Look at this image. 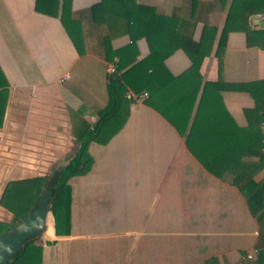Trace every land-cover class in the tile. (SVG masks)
<instances>
[{
    "label": "crops",
    "instance_id": "obj_1",
    "mask_svg": "<svg viewBox=\"0 0 264 264\" xmlns=\"http://www.w3.org/2000/svg\"><path fill=\"white\" fill-rule=\"evenodd\" d=\"M200 3H213V8H202L201 18L192 24ZM229 3L126 0L122 20L115 21V0H47L44 13L35 9V0H0V69L8 83L0 126V194L9 180L41 176L33 171L40 162L46 175L54 162L66 165L80 146L75 132L92 129L108 105L109 81L147 56L146 38L123 23L134 5L187 21L180 32L194 41L204 20L217 28L212 50L199 66L195 105L204 82L263 80L264 48L249 45L245 31L230 30L216 54ZM63 7L79 23L80 53L60 20ZM259 14L248 18L252 29H258ZM164 62L174 76L191 64L182 48ZM109 63L117 65L116 72H107ZM220 93L238 126L259 123L264 98L231 87ZM193 113L194 107L191 118ZM120 120L122 126L110 138L88 142V170L67 180L68 233L57 234L49 211L52 229L35 240L40 264H254L259 224L233 174L209 171L187 146L189 127L177 128L146 98L131 104L125 93L116 109ZM260 128L264 133V120ZM254 179L264 181V167ZM10 218L0 206V220Z\"/></svg>",
    "mask_w": 264,
    "mask_h": 264
},
{
    "label": "trees",
    "instance_id": "obj_2",
    "mask_svg": "<svg viewBox=\"0 0 264 264\" xmlns=\"http://www.w3.org/2000/svg\"><path fill=\"white\" fill-rule=\"evenodd\" d=\"M219 1L224 4L227 0ZM122 2L126 0H115L112 13L115 21L122 20ZM46 6L47 0H35L37 11L44 13ZM94 7L89 10L94 11ZM202 8H213V3H200L192 24L201 18ZM132 13H138L139 17L131 18ZM257 13H264V0H230L225 23L218 37L216 54H221L227 33L235 29L246 32L249 45L264 48V29H252L248 25L249 16ZM129 15L123 20L126 30L138 28L148 42L149 53L109 81L108 105L100 111L99 119L92 129L80 134L75 132L80 146L66 165L53 169L47 175L13 179L5 184L0 194V206L11 218L0 220V235L27 216L46 210L51 211L54 217L57 234L69 232L71 193L67 180L88 170L91 158L86 146L90 140L105 141L122 126V120L116 121V109L120 106V99L125 98L126 90L130 89L137 94L147 91L146 101L151 107L177 128L189 127L187 146L209 171L217 176L233 174V183L245 196L259 224L257 259L254 264H264V181L260 183L254 179L257 171L264 167V133L260 128L264 113L257 125L240 127L225 107L220 93L223 88L231 87L248 91L256 99L264 98V79L246 83L204 82L195 105L197 93L201 89L199 66L203 57L212 50L217 28L204 20L202 34L198 41H194L180 32L181 26L187 22L185 20L160 16L153 9L140 5H134L131 10L129 8ZM60 20L78 52H82V34L74 14L63 7ZM170 30H176V33ZM176 48H182L191 61L189 68L178 76L172 75L164 62ZM7 98L8 83L0 69V126ZM105 127L114 129L105 131ZM48 220L49 226L44 233H50L52 229L50 213ZM36 239L37 235L27 238L6 264H40L41 247L35 244Z\"/></svg>",
    "mask_w": 264,
    "mask_h": 264
},
{
    "label": "water",
    "instance_id": "obj_3",
    "mask_svg": "<svg viewBox=\"0 0 264 264\" xmlns=\"http://www.w3.org/2000/svg\"><path fill=\"white\" fill-rule=\"evenodd\" d=\"M255 27L264 29V20L255 24ZM48 213L49 210L31 214L0 235V264H6L27 238L42 233Z\"/></svg>",
    "mask_w": 264,
    "mask_h": 264
},
{
    "label": "built area",
    "instance_id": "obj_4",
    "mask_svg": "<svg viewBox=\"0 0 264 264\" xmlns=\"http://www.w3.org/2000/svg\"><path fill=\"white\" fill-rule=\"evenodd\" d=\"M261 20H264V13L258 15V19H257L256 24H258ZM106 70L108 73H114L117 71V65L115 63H109V64H107ZM64 78H68V77L64 76ZM126 97L130 101L131 104H136L137 102L142 101L143 99L147 98L148 93H147V91H143V92L137 94V93H134L132 90L128 89L126 91ZM262 124H263V122H262ZM262 150L264 151V141H263ZM41 168L44 171H43V173H40V175H46L45 174V168L43 166H41ZM247 258L252 259L253 254L249 253L247 255Z\"/></svg>",
    "mask_w": 264,
    "mask_h": 264
},
{
    "label": "rangeland",
    "instance_id": "obj_5",
    "mask_svg": "<svg viewBox=\"0 0 264 264\" xmlns=\"http://www.w3.org/2000/svg\"><path fill=\"white\" fill-rule=\"evenodd\" d=\"M44 164L42 162L38 163L37 166H33V171L35 172V174H38L40 175V173H43V169L41 168V166H43ZM60 166L59 162H54L52 165H50V171L51 169H54L56 167Z\"/></svg>",
    "mask_w": 264,
    "mask_h": 264
},
{
    "label": "bare ground",
    "instance_id": "obj_6",
    "mask_svg": "<svg viewBox=\"0 0 264 264\" xmlns=\"http://www.w3.org/2000/svg\"><path fill=\"white\" fill-rule=\"evenodd\" d=\"M49 226V220H48V214H47V218H46V222H45V226L43 231Z\"/></svg>",
    "mask_w": 264,
    "mask_h": 264
}]
</instances>
